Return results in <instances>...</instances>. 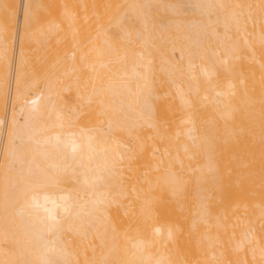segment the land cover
<instances>
[{
    "label": "bare ground",
    "instance_id": "6f19581e",
    "mask_svg": "<svg viewBox=\"0 0 264 264\" xmlns=\"http://www.w3.org/2000/svg\"><path fill=\"white\" fill-rule=\"evenodd\" d=\"M53 1L1 0L0 264H264V0Z\"/></svg>",
    "mask_w": 264,
    "mask_h": 264
},
{
    "label": "rangeland",
    "instance_id": "374dc122",
    "mask_svg": "<svg viewBox=\"0 0 264 264\" xmlns=\"http://www.w3.org/2000/svg\"><path fill=\"white\" fill-rule=\"evenodd\" d=\"M52 2H55V1H53V0H49V2H48V0H47V3H48V8L46 7V9H44V12L43 11H41V12H39V13H41L40 14V16H41V18H40V16H39V19L40 20H45L44 22H46V25H48V23L47 22H49V19H48V16L51 14V11L53 10L54 11V6H55V4L54 3H52ZM53 4L54 6H53V8H52V5L51 4ZM56 3V2H55ZM1 7H2V3H1V0H0V18H2V10H1ZM52 9V10H51ZM18 13L20 12V9L18 8ZM46 11V12H45ZM47 12L49 13V14H47ZM53 14V13H52ZM51 14V15H52ZM51 15H50V17H51ZM18 18V17H17ZM16 18V19H17ZM18 21V19L16 20V22ZM16 22H15V25H16V27H15V25H14V30H15V33H16V29H17V24H16ZM18 23V22H17ZM36 23H40L39 21H37ZM34 25V24H33ZM36 26V25H35ZM34 26V28H36V27H38V26H36L35 27ZM37 29V28H36ZM14 30H13V34H14ZM45 30L47 31V28H45ZM13 34H12V36H13ZM15 36V35H14ZM15 38V37H14ZM49 44V41H47L44 45H43V47H41V50L44 48V49H46V50H48V48H47V45ZM13 46H14V44L12 43V49H13ZM40 50V47H39V50H35L34 52H33V54H32V58H31V60H32V64H33V66L34 65H36L37 63H44L43 61L42 62H40V60H42L44 57H45V54H44V52H42ZM35 73V72H34ZM67 100H68V102L69 103H73L74 102V97L72 96V95H70V96H68L67 97ZM88 194V193H87ZM129 200V199H128ZM127 200V201H128ZM125 205V204H124ZM126 207V206H125ZM129 217H131V215L129 216Z\"/></svg>",
    "mask_w": 264,
    "mask_h": 264
}]
</instances>
